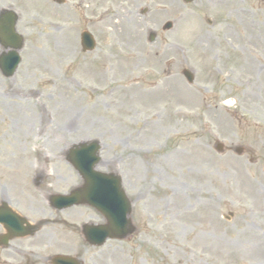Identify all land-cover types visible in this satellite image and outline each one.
<instances>
[{
  "label": "rangeland",
  "instance_id": "1",
  "mask_svg": "<svg viewBox=\"0 0 264 264\" xmlns=\"http://www.w3.org/2000/svg\"><path fill=\"white\" fill-rule=\"evenodd\" d=\"M4 1L17 10L24 45L14 80L0 75V178L24 187L22 169L30 178L41 167L19 144L35 133V99L31 122L9 123L17 114L8 105L35 91L53 114L54 139L61 123V154L97 138L98 169L117 170L134 204L139 234L98 250L95 264H264V0ZM85 30L97 42L92 52L81 50ZM217 142L247 153L220 154ZM46 167L51 191L67 192L79 179L62 156ZM35 203L39 216L50 212ZM66 217L51 252L85 257L74 230L81 218Z\"/></svg>",
  "mask_w": 264,
  "mask_h": 264
},
{
  "label": "flooded vegetation",
  "instance_id": "2",
  "mask_svg": "<svg viewBox=\"0 0 264 264\" xmlns=\"http://www.w3.org/2000/svg\"><path fill=\"white\" fill-rule=\"evenodd\" d=\"M14 87L16 86L13 83L9 85L8 89L11 92L8 94H10V97H12L11 94ZM37 93L30 90L21 91L18 99L25 104V108L21 107L20 115L11 119V122H17L19 119H22V122H31L30 114L32 115L33 112L30 107H32L33 100L37 98L35 99L37 107V113L35 114L37 118L32 120L37 123L34 125L35 133L26 140L20 141L19 144H22L20 149L24 154H35L36 165L39 162L37 159H40L39 166L41 167L34 170L36 176L39 173L38 177H33L34 175L31 177L29 184L33 187V192L30 191V195H28L26 189H18L16 184H0V264H54L52 256L55 253L51 252L55 251L53 246L55 240L53 239L56 238L58 232L61 233V210L56 211L50 208L46 200V196L51 193L49 183L44 182L45 173H42V170L45 171L46 169L50 156L47 151L61 155V150L55 147L54 142L61 140V138L56 140L57 137H61V134H58L55 139L53 137L55 135H50L52 129H50V125L53 124L52 114L50 113L49 115L47 106L38 101L40 94ZM15 94L19 95L18 93ZM8 97V95H5L4 99ZM50 97L51 95L48 93L47 99ZM56 101L55 104L60 105ZM55 112L59 120L60 108L55 110ZM58 131H61V123ZM47 132L48 135L44 138V133ZM15 147H17L16 144L13 145V148ZM25 185L28 184L25 183ZM35 201L43 202L50 212L47 215L39 216L40 210ZM5 207L8 211L5 210ZM12 211L16 213L19 211L25 220L24 223H21L20 232L17 229V217L10 214ZM74 213L85 221L97 222L102 220V216L95 209L86 206L78 207ZM34 217H37L35 218L36 220L33 219ZM27 222L36 223L33 234L30 232V228L27 229Z\"/></svg>",
  "mask_w": 264,
  "mask_h": 264
},
{
  "label": "water",
  "instance_id": "3",
  "mask_svg": "<svg viewBox=\"0 0 264 264\" xmlns=\"http://www.w3.org/2000/svg\"><path fill=\"white\" fill-rule=\"evenodd\" d=\"M185 1H191V0H185ZM166 28H169V25H167ZM152 39H153V37L151 38V40ZM82 41H83V45L85 44L86 46L85 45L84 46L87 47L88 50L92 49L93 42H92V40L88 34L84 33L82 35ZM16 48H19V46H17ZM11 57L14 59L13 60V68H14L15 65L17 64L18 58H17V55L15 53H11ZM185 76L187 77L188 81L191 82L192 77L190 75H188L187 73H185ZM73 153L75 155L73 165L77 169H79V171L81 173H83L82 175L85 176L87 183L90 185V188L94 189L96 187V183L102 182V178L106 179V177H104L103 175H100L99 173H93L90 170L95 163V158H94L95 147L94 146H91L89 148L81 147L80 149L75 150ZM87 155L90 157L92 156L93 161L91 162L90 166H87L88 168L86 169V171H82L79 167H86L85 166V160H86ZM109 181H111L115 185V187H114L115 190H117L118 194L121 195V193L119 191V181L113 177L110 178Z\"/></svg>",
  "mask_w": 264,
  "mask_h": 264
},
{
  "label": "bare ground",
  "instance_id": "4",
  "mask_svg": "<svg viewBox=\"0 0 264 264\" xmlns=\"http://www.w3.org/2000/svg\"><path fill=\"white\" fill-rule=\"evenodd\" d=\"M36 1H38V3L40 2H42L41 0H36ZM34 3H36L35 2V0H34ZM109 19H110V21H113V23H118V22H120L121 20L120 19H118L117 20V17H115L114 15H111L110 17H109ZM259 241L263 244V239L262 238H259ZM259 241H257V242H259ZM247 248H248V250L252 253L253 251H254V249H255V244H254V242H253V239H249V241L247 242Z\"/></svg>",
  "mask_w": 264,
  "mask_h": 264
}]
</instances>
